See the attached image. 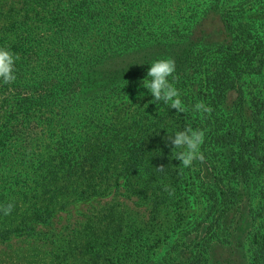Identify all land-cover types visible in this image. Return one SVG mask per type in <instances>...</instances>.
Returning a JSON list of instances; mask_svg holds the SVG:
<instances>
[{
    "label": "trees",
    "instance_id": "1",
    "mask_svg": "<svg viewBox=\"0 0 264 264\" xmlns=\"http://www.w3.org/2000/svg\"><path fill=\"white\" fill-rule=\"evenodd\" d=\"M150 1L152 12L164 2ZM209 6L223 12L226 42L198 34L200 18L189 22L184 36L164 29L165 20L149 35V0H0V46L17 57L16 79L0 82V205L14 204L10 214L0 212V236L25 219L51 225L56 205L65 202L55 195L66 190L78 198L137 191L149 202V191L157 195L156 179L189 178L193 200L204 205L193 222L209 227L205 245L178 264H210L207 249L222 237L224 219L234 212L237 217L247 191L264 180V0H214ZM165 57L175 61L170 79L184 113L154 101L142 85L149 62ZM197 101L212 111L194 113ZM131 106L149 121V131L125 120ZM189 126L205 133L204 159L175 176L170 129ZM148 176L149 186L137 190L134 181ZM164 192L172 197L168 206L176 204L180 183ZM259 192L264 197V187ZM250 213L243 244L247 264H264V208ZM103 219L95 222L96 233L88 228L90 218L87 232L72 233L80 249L48 242L47 264H64L77 251L114 258L101 244L117 246L129 232L102 231ZM239 230L230 227L219 241L228 242ZM144 231L140 240L149 239ZM161 233L151 231L157 244Z\"/></svg>",
    "mask_w": 264,
    "mask_h": 264
},
{
    "label": "rangeland",
    "instance_id": "2",
    "mask_svg": "<svg viewBox=\"0 0 264 264\" xmlns=\"http://www.w3.org/2000/svg\"><path fill=\"white\" fill-rule=\"evenodd\" d=\"M158 1L164 2L160 5L159 11L152 12L151 7L154 6V2L149 0V35L158 28V25L163 26L165 20L168 27L164 29L171 28L177 32L174 36L181 33L184 36L189 29V22L194 18H200L202 23L197 32H199L198 34L204 33L208 41L223 43L230 38L224 29L223 12L212 11L209 6L214 0ZM132 60V57L125 58L123 66L131 63ZM132 107L127 115H124L126 116L125 120L138 122L139 131H149V125H146L149 121L143 118V115L137 114ZM98 130H100L99 127H97ZM170 131L176 130L171 128ZM163 134V136H167V134ZM163 146L165 149H171L166 141L163 142ZM181 150L177 148L174 153ZM173 164L174 175L178 176L184 166L180 165L181 162L178 159H175ZM95 170L101 172V168ZM84 177L85 174L82 173V178ZM74 178L77 176L72 180ZM172 178L165 176L155 180L153 185L156 186V189L153 191L157 195L151 196L152 191H149V202L145 199V193L137 194V191L129 193L113 191L106 195L99 193L89 196L83 193L79 198L70 195L67 190L57 194L55 195L57 200L60 201L61 197L65 196V202L62 205H56L51 225L33 224L34 221L25 219L15 223V227L10 233H3V236H0V264H47L48 254L45 245L48 242L57 243L58 240H61L66 248L75 244L80 249L79 242L74 241L72 233L74 231L80 234L87 232L85 224L87 218H90L89 230L96 233L94 231V228L97 227L95 222L101 217L104 218L102 231L106 229L113 236L129 232L125 238L123 236L119 238L120 243L117 246L114 241H111L108 246L101 244L100 250L114 251V258L106 259L110 255H106L105 252L91 257L92 255L86 251H83L81 255L77 251L67 255L64 264H178L180 260L189 256L192 249H200L205 245L209 223L205 222L201 225L197 223L196 225L193 222L204 210V205L198 200H193L194 196H192L189 187L190 179ZM176 181L180 183L181 192L173 199L176 204L168 206L172 197L164 190ZM60 184L59 186L63 187L66 182L61 181ZM134 185L137 190L144 188L145 185L149 186V176L136 179ZM263 187L264 180L258 189L247 191L248 195L243 198V206L237 217L234 212L224 219L221 229L222 237L230 227L240 226V230L235 232L228 242L221 243L222 241L219 240L222 237L212 242L211 247L209 246L207 249L210 264H247L246 248L243 246L244 238L252 227L251 209L255 212L258 208H264V197H261L259 192ZM48 197L44 196L43 198L47 199ZM26 214L29 215V213ZM235 217L236 219H234ZM202 220L204 221L206 218L198 219L199 222ZM190 222H193L192 227L189 226ZM238 222L240 224L237 225ZM195 226L198 227L194 228ZM142 230L149 233V239L140 240L139 233ZM152 230L162 232L159 244L155 241L157 240L155 235L151 234ZM89 246L87 245L85 248H89Z\"/></svg>",
    "mask_w": 264,
    "mask_h": 264
},
{
    "label": "clouds",
    "instance_id": "3",
    "mask_svg": "<svg viewBox=\"0 0 264 264\" xmlns=\"http://www.w3.org/2000/svg\"><path fill=\"white\" fill-rule=\"evenodd\" d=\"M17 57L4 46H0V82L8 83L16 79L15 61ZM146 78L142 80V85L147 92L151 94L154 101H162L171 109H176L177 113H184L186 106L180 96L179 89L173 82V74L176 71L175 61L170 57L157 58L149 62ZM173 78V79H170ZM143 95V93H142ZM194 113H210L212 108L203 101H197L193 106ZM204 131L201 129L186 127L182 130H176L168 139L175 149H182L175 153L184 167H190L194 160H203V153L200 146L204 140ZM14 208L12 202L6 205H0V212L8 215Z\"/></svg>",
    "mask_w": 264,
    "mask_h": 264
}]
</instances>
